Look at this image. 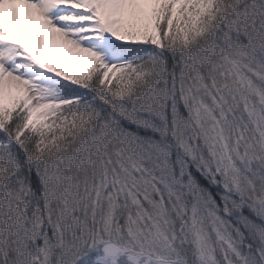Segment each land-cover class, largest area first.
I'll use <instances>...</instances> for the list:
<instances>
[{
  "label": "snow or ice",
  "instance_id": "1",
  "mask_svg": "<svg viewBox=\"0 0 264 264\" xmlns=\"http://www.w3.org/2000/svg\"><path fill=\"white\" fill-rule=\"evenodd\" d=\"M0 264H264V0H0Z\"/></svg>",
  "mask_w": 264,
  "mask_h": 264
}]
</instances>
